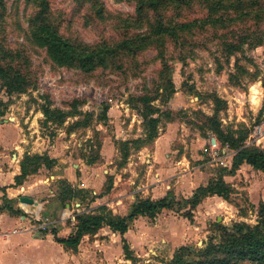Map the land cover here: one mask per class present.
Listing matches in <instances>:
<instances>
[{"label":"rangeland","instance_id":"rangeland-1","mask_svg":"<svg viewBox=\"0 0 264 264\" xmlns=\"http://www.w3.org/2000/svg\"><path fill=\"white\" fill-rule=\"evenodd\" d=\"M146 1L0 0V48L8 52L22 51L23 60L30 63L29 78L34 82L33 89L10 95L0 84V184L9 182L6 178L16 172V166L18 170L24 153L54 160L58 170L41 166L19 185L22 187L19 193L37 205L19 204L18 208H22L31 225L44 224L45 232L53 231L58 238L65 237L68 229L73 228L70 224L75 223L67 216L63 217L62 224L58 222L63 210L56 198L62 189L58 179L65 180L73 190H80L76 186L82 181L94 184L97 179L84 166L85 161L93 160L86 166L99 168L100 176L105 179L103 192L108 183L109 188L113 182H126L129 188H134L145 180L149 159L144 155L152 150L153 142L143 145L134 142L144 139L148 131L143 116L159 118L157 134L165 135L168 130L169 149L162 154H186L189 166L210 161L207 145L200 148L202 140L211 133L202 129L206 117L215 114L222 130L246 132L247 136L254 126L264 122V44L254 48L243 46L242 51L222 57L220 39L211 32H194L186 39L185 50H191L184 57L175 55V59L168 60L171 43L166 41V51L160 59L147 40L148 43L139 45H143V51L121 55L120 49L111 50L100 66L83 73L74 67L52 65L43 50L34 46L28 37L30 20L44 8L47 22L63 39L77 45L112 48L127 36L143 33L153 23L152 10L139 5ZM172 10L168 6L159 11L168 17ZM246 25L250 31L256 30L253 23ZM260 31L264 35V23ZM171 88L173 94L169 96ZM143 96L155 98L149 104L151 109L140 105ZM45 104L51 110L69 113L74 106L80 115L67 117L60 125L44 122L40 106ZM102 106L107 107L106 119L97 121L95 116ZM152 109L157 111L151 113ZM165 114L171 115L172 127L165 125L168 122ZM86 121L87 126L82 127L80 124ZM76 122L79 124L73 126ZM254 146L261 149L260 144ZM207 170L215 177L217 168ZM67 173L75 181L69 183ZM225 177L233 190L229 204L210 199L204 209L213 214L211 221L198 231L194 241L184 246L200 248L209 238L217 242L215 222L228 230L235 223L256 225L257 208L264 204V175L242 165L233 175ZM1 192L4 193L2 189ZM2 199L0 206L6 205ZM173 202L176 203L174 213L180 216L183 201L178 198ZM70 203L72 200L66 201ZM167 262L147 254L141 259L134 257L130 263Z\"/></svg>","mask_w":264,"mask_h":264},{"label":"trees","instance_id":"trees-1","mask_svg":"<svg viewBox=\"0 0 264 264\" xmlns=\"http://www.w3.org/2000/svg\"><path fill=\"white\" fill-rule=\"evenodd\" d=\"M143 3V2H142ZM140 3V7L145 5L152 10L151 20L153 23L143 33H135L122 39L120 43L110 48L109 46L89 47L84 44L70 43L63 39L46 20V10L40 8L30 20L28 37L34 46L43 50L48 61L56 67H74L83 73L91 72L100 66L105 56L111 51L120 49L121 55L135 54L143 51L139 46L141 43H148L149 40L156 50L157 56L162 58L165 43H171V54L168 60L177 56L187 55L185 50L186 39L192 37V33L211 32L214 37L221 40L220 47L222 57H229L240 51L242 47L254 48L264 44V35H261L260 26L264 23V1L261 0H147L145 4ZM173 7L170 16L160 12L162 7ZM253 23L254 31H250L246 24ZM224 34L217 35V32ZM216 34V35H215ZM207 38L214 39L213 36ZM192 44V43H190ZM168 50V49H167ZM22 51L13 50L8 52L0 48V84L4 92L8 95L23 93L27 89L34 88V82L29 78L30 63L23 60ZM177 55V56H175ZM167 60V59H166ZM237 69V67H236ZM173 94L171 88L168 95ZM155 98L141 97L140 105L151 107L149 104ZM72 113L62 112L57 109H49L48 104L41 105L40 110L44 117V122L53 121L57 125L62 124L67 117L80 115L73 106ZM151 109V108H150ZM107 107L102 106L100 112L95 116L97 121L106 119ZM155 113L157 110L152 109ZM150 113V114H151ZM171 115L165 114L166 120H171ZM88 117V116H87ZM159 117V116H158ZM146 121L148 131L144 139L134 142H153L157 136V124L159 118H148ZM205 127L214 136L220 145H228L235 153L232 156L230 167H217L215 177L210 178L204 186L197 187L190 198L183 202L187 205V211L182 217L191 222L192 211L203 199L207 197H218L228 203L229 197L233 194L232 188L223 181L222 176L233 175L241 165H247L252 170L264 175V153L254 144H245L246 132H239L230 129L222 130L215 114L208 116L204 120ZM79 122L73 124L76 126ZM87 126V121L80 124ZM236 135V136H235ZM98 152V151H97ZM93 160L85 161L86 165L92 164ZM41 166L48 170H58L59 166L52 159L36 154H22L18 162L19 173L13 178L14 185L19 186L30 174H34ZM62 185L58 192L57 201L64 205L66 201L72 199L83 200L86 192L73 190L65 180L58 179ZM109 190V183L106 190ZM174 199L170 192L158 200L149 198H136L130 206L127 214L123 216L112 215L111 211L104 205H100L93 210L82 212L74 216V225L70 234L65 238L56 237L55 232H50L53 241L65 250L74 252L80 240L85 235H93L100 228L107 227L112 233L120 237L121 251L125 259L132 260L122 235L128 230L130 223L137 217H146L150 221L162 209H174ZM229 204V203H228ZM180 205H178L179 207ZM0 207L9 212L11 208ZM19 211L15 212V214ZM258 220L256 225L248 226L243 223H235L231 230L214 223V231L218 234L217 242L211 238L203 243L200 248L191 246H181L177 248L171 259L166 264H264V204H260L256 213ZM45 235L46 233H41ZM192 256L190 261L187 258Z\"/></svg>","mask_w":264,"mask_h":264},{"label":"crops","instance_id":"crops-1","mask_svg":"<svg viewBox=\"0 0 264 264\" xmlns=\"http://www.w3.org/2000/svg\"><path fill=\"white\" fill-rule=\"evenodd\" d=\"M172 123L168 121L165 125L169 128L172 127ZM168 135V130L165 131V135L164 133L157 134L152 144V150L149 154L144 155L149 159V165L144 175L145 180L134 188H129L126 182L119 184L113 182L112 187L103 192L102 187H104L105 179L104 176H100L99 168L84 165L97 180L94 184L88 180L82 181L76 186V188L86 191L85 198L87 200L72 199V203H65L60 213L61 218L58 219L59 224L65 221L64 216L73 222L76 214L93 210L100 205L106 206L112 215L123 216L127 214L138 196L158 200L170 192L174 200L179 198L185 202L197 187L204 186L210 177H213L207 168L220 166L228 169L230 167L232 158L222 159V164L218 166L209 160L205 164L189 166L186 154L177 155V152L172 156L162 154L169 149ZM209 136L213 135L211 133L207 135L206 139L202 140L200 148L204 145L208 147ZM259 144L264 153V135L258 141L257 146ZM13 156L15 158L16 155ZM17 173H19V169L17 170L16 166V172L13 171L10 177L6 178L9 182L0 184V198H4L2 200H5L6 203L4 208L8 207L13 211L11 213L6 209L0 210V264H95V261L96 264L101 262L131 264L132 260L125 259L122 255L120 237L107 227L100 228L93 235L83 236L74 252L65 250L56 244L49 233L37 234L33 229L35 225H31L28 217L22 214V208H18L17 199L23 195L19 193L22 187L14 185L13 178L18 175ZM102 173H104L103 170ZM225 176H222V179L228 183ZM67 179L69 183L75 181L74 176H70L69 173H67ZM1 189L4 193L1 192ZM210 199L221 200L215 196L203 199L190 211L191 222L182 215L175 214L173 209L160 210L152 221L146 217H137L122 235L131 257L141 259L150 254L152 258L169 261L177 248L194 241L198 237V231L202 227L205 229V225L212 219L213 214L207 208L204 209ZM187 208L185 205L179 212L183 213L187 211ZM16 211L19 213L15 214ZM202 219L203 221H201ZM73 225V223L70 224L71 227ZM68 231L65 237L72 230L68 229Z\"/></svg>","mask_w":264,"mask_h":264},{"label":"built area","instance_id":"built-area-1","mask_svg":"<svg viewBox=\"0 0 264 264\" xmlns=\"http://www.w3.org/2000/svg\"><path fill=\"white\" fill-rule=\"evenodd\" d=\"M263 135H264V122L257 124L250 130L246 138L245 144L257 145L258 141ZM207 144H208L210 161L215 166L221 165L222 164L221 160L224 158H232V156L235 153L233 150H231L228 147V145L226 144L220 145L213 136H209ZM33 229L37 234H41L42 232H45L46 228L44 227V224H37L33 226Z\"/></svg>","mask_w":264,"mask_h":264},{"label":"water","instance_id":"water-1","mask_svg":"<svg viewBox=\"0 0 264 264\" xmlns=\"http://www.w3.org/2000/svg\"><path fill=\"white\" fill-rule=\"evenodd\" d=\"M17 201L21 205H28V206H35V205H37V203L33 199H31L29 197H26V196H20V197H18Z\"/></svg>","mask_w":264,"mask_h":264}]
</instances>
